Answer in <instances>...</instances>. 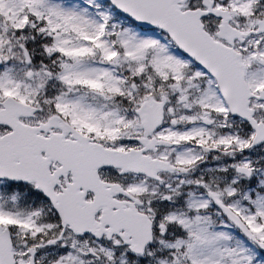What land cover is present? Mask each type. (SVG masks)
I'll return each instance as SVG.
<instances>
[{
  "label": "snow or ice",
  "instance_id": "obj_1",
  "mask_svg": "<svg viewBox=\"0 0 264 264\" xmlns=\"http://www.w3.org/2000/svg\"><path fill=\"white\" fill-rule=\"evenodd\" d=\"M0 264H264V0H0Z\"/></svg>",
  "mask_w": 264,
  "mask_h": 264
}]
</instances>
